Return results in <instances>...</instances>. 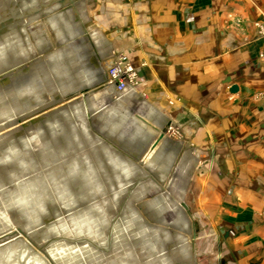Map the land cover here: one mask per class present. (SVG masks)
Segmentation results:
<instances>
[{
  "label": "crops",
  "instance_id": "0c3cea01",
  "mask_svg": "<svg viewBox=\"0 0 264 264\" xmlns=\"http://www.w3.org/2000/svg\"><path fill=\"white\" fill-rule=\"evenodd\" d=\"M91 13L52 59L70 96L104 84L93 120L110 135L128 126L153 161L159 131L178 128L183 176L200 170L188 193L211 231L203 258L264 264V0H93ZM118 54L138 74L124 93L106 84Z\"/></svg>",
  "mask_w": 264,
  "mask_h": 264
},
{
  "label": "water",
  "instance_id": "95a60500",
  "mask_svg": "<svg viewBox=\"0 0 264 264\" xmlns=\"http://www.w3.org/2000/svg\"><path fill=\"white\" fill-rule=\"evenodd\" d=\"M92 2L0 0V74L85 33ZM82 100L0 134V264H191L133 206L162 188L89 132Z\"/></svg>",
  "mask_w": 264,
  "mask_h": 264
},
{
  "label": "rangeland",
  "instance_id": "374dc122",
  "mask_svg": "<svg viewBox=\"0 0 264 264\" xmlns=\"http://www.w3.org/2000/svg\"><path fill=\"white\" fill-rule=\"evenodd\" d=\"M73 42L74 40H70L62 43L1 72L0 134L64 105L74 97L81 96L89 132L127 160L129 159L162 188L160 193L133 203L137 212L151 225L184 235L186 243L190 244L191 264H207L200 250L202 246H206L211 231L199 227L197 198L188 193L195 191L197 181L194 176L200 170L197 167L191 168L187 175L185 173L183 176L182 150L178 144L181 142V135L178 128L165 126L160 130H163V135L167 139L163 142L166 154L158 158L159 162L153 161L154 158L144 151L145 149L138 154V142L131 138L132 131L128 126L115 135H110L113 131L106 133L107 129L97 124L93 117L97 111L106 107L108 99L99 98L96 93L89 94L93 89H86L77 96H70L65 84L66 77L62 75L59 65L55 66L53 63L52 59L54 56L59 58L58 53L65 45L75 47ZM83 95H88L89 100L86 101ZM146 140L147 138H144L145 142ZM139 145L141 148L142 143L140 142ZM185 179H189V182Z\"/></svg>",
  "mask_w": 264,
  "mask_h": 264
},
{
  "label": "built area",
  "instance_id": "2783aa9c",
  "mask_svg": "<svg viewBox=\"0 0 264 264\" xmlns=\"http://www.w3.org/2000/svg\"><path fill=\"white\" fill-rule=\"evenodd\" d=\"M260 34H264V26L256 24ZM112 65L107 70L108 86L112 85L118 92H126L127 89H132L137 85L138 74L136 68L132 66L126 55L118 54L114 58Z\"/></svg>",
  "mask_w": 264,
  "mask_h": 264
},
{
  "label": "bare ground",
  "instance_id": "6f19581e",
  "mask_svg": "<svg viewBox=\"0 0 264 264\" xmlns=\"http://www.w3.org/2000/svg\"><path fill=\"white\" fill-rule=\"evenodd\" d=\"M160 128H162V127H159V129ZM162 146V145H161ZM161 151V150H160ZM159 152V151H158ZM169 154V153H168ZM157 155V154H156ZM153 158V157H152ZM157 161V160H156ZM159 162V161H158ZM154 214V213H153ZM180 216V215H179ZM156 219H157V217H156ZM180 220V219H179ZM178 224H179V222H178ZM187 224V223H186ZM174 226V225H173ZM182 229V228H181ZM188 229V228H187ZM188 232V231H187Z\"/></svg>",
  "mask_w": 264,
  "mask_h": 264
}]
</instances>
